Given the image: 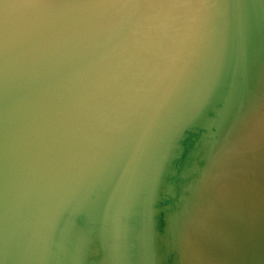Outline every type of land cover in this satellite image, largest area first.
<instances>
[{
	"label": "water",
	"instance_id": "obj_1",
	"mask_svg": "<svg viewBox=\"0 0 264 264\" xmlns=\"http://www.w3.org/2000/svg\"><path fill=\"white\" fill-rule=\"evenodd\" d=\"M0 264H264V0H0Z\"/></svg>",
	"mask_w": 264,
	"mask_h": 264
}]
</instances>
